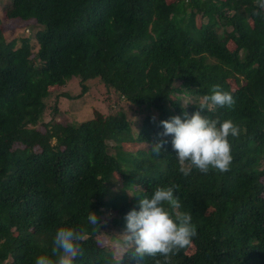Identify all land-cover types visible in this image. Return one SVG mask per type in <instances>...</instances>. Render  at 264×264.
Listing matches in <instances>:
<instances>
[{"label": "trees", "instance_id": "trees-1", "mask_svg": "<svg viewBox=\"0 0 264 264\" xmlns=\"http://www.w3.org/2000/svg\"><path fill=\"white\" fill-rule=\"evenodd\" d=\"M5 16L32 20L38 30L34 53L29 38L17 46L0 29V264H34L38 254L55 260L61 226L82 236L73 264H135L131 246L116 256L97 228L107 210L124 230L135 195L157 186L173 187L179 207L165 203L173 218L188 212L195 225L191 243L169 253L167 264H264L259 0H11ZM72 79L75 96L65 90ZM91 81L142 116L136 137L110 114L77 125L57 119L62 103L81 97ZM213 85L234 103L201 114L230 119L238 134L228 137L227 170L202 173L157 133L160 120L197 110ZM156 140L166 141L159 154L150 151ZM131 143L138 152L125 149ZM158 261L164 264L162 256H145L138 264Z\"/></svg>", "mask_w": 264, "mask_h": 264}, {"label": "clouds", "instance_id": "clouds-1", "mask_svg": "<svg viewBox=\"0 0 264 264\" xmlns=\"http://www.w3.org/2000/svg\"><path fill=\"white\" fill-rule=\"evenodd\" d=\"M259 6L264 8V0H259ZM203 100L205 103L190 114L183 110L179 115L160 120L162 131L157 135L170 137L171 148L179 161H188L202 173L209 168L225 171L232 159L228 137H235L238 127L230 119L220 120L202 115L201 110L231 106L234 100L229 92L220 91L217 85H213L210 94H206ZM165 142L156 140L151 144L150 151L159 154ZM184 174L187 172L184 171ZM135 197L137 207L129 209L123 217L124 230L119 235L123 238L122 246L132 247L135 264L145 256L157 255L162 256L164 264H167L169 253L189 245L191 237L195 235L191 215L184 212L173 218L165 207V203L172 209L179 207L171 186H157L149 194H136ZM88 219L90 223H96L97 218L90 211ZM81 239V233L72 227H58L52 248L55 260L38 254L34 264H73ZM115 264H120V258Z\"/></svg>", "mask_w": 264, "mask_h": 264}, {"label": "rangeland", "instance_id": "rangeland-1", "mask_svg": "<svg viewBox=\"0 0 264 264\" xmlns=\"http://www.w3.org/2000/svg\"><path fill=\"white\" fill-rule=\"evenodd\" d=\"M173 1L175 0H166L167 3ZM10 2L11 0H0V29L2 34L6 41L15 40L17 46L20 44V38H29L35 53L36 48L34 35L38 30V27L32 20L28 22H19L18 20L7 19L5 14L10 7ZM195 20L198 26L202 22H205L201 13L196 15ZM218 29L220 33L221 27ZM229 29L230 28H227V30ZM228 48L231 50L233 46L228 44ZM75 80L76 79H72L65 86L66 92H70L72 94L71 96H75L76 94L78 95L79 93V85ZM87 87V91L81 97L78 96L79 98L64 101L62 103L61 108L63 112L57 117V119L66 124L77 125L87 119H95L102 122L103 118L110 114L116 122H119L124 126L128 133H130L133 137H136L140 129V119L142 116L136 114L130 108L128 103L111 96L109 92H106V89L95 82H89ZM58 93L59 91L51 94V96L47 99L46 103L48 106H53ZM179 98L184 104V98ZM125 149L138 152V150L136 151V147L133 143L126 144ZM108 151L112 152V149L109 148ZM111 188L114 190V187ZM114 217H117L115 213L104 210L97 232L99 234L101 245L107 248H112L115 252L114 254L120 257L128 247L122 246L123 238L119 236L123 230L116 229L112 225L113 223L111 220Z\"/></svg>", "mask_w": 264, "mask_h": 264}]
</instances>
